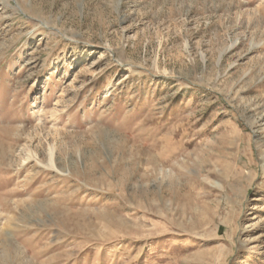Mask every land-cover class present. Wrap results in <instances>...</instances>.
<instances>
[{"label":"rangeland","instance_id":"rangeland-1","mask_svg":"<svg viewBox=\"0 0 264 264\" xmlns=\"http://www.w3.org/2000/svg\"><path fill=\"white\" fill-rule=\"evenodd\" d=\"M0 264H264V0H0Z\"/></svg>","mask_w":264,"mask_h":264}]
</instances>
